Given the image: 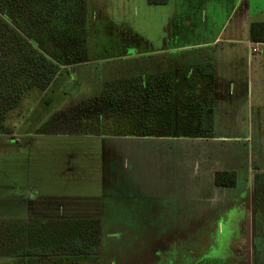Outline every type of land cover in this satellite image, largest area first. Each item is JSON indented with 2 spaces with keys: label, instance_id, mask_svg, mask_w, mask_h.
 <instances>
[{
  "label": "rangeland",
  "instance_id": "1",
  "mask_svg": "<svg viewBox=\"0 0 264 264\" xmlns=\"http://www.w3.org/2000/svg\"><path fill=\"white\" fill-rule=\"evenodd\" d=\"M242 18H264V0H169L157 5L148 0H86L84 36L92 62L70 67L45 100H39L41 108L7 120L17 138L0 133L1 233L10 236L7 225L13 219H99L118 250L130 257L139 251L165 257L183 247H211V254L232 248L239 221L248 215L245 206L256 175L264 173V124L258 123V108L244 93L247 66L238 54L231 63L225 58V37ZM238 29L235 34L242 36L243 29ZM218 35L219 45L209 47L216 77L215 134L236 140L220 145L65 132L68 126L57 113L96 96L108 81L126 74L133 59H140L137 52L186 48ZM230 77L237 85L233 95ZM32 99L28 105L34 104ZM225 145L238 155L240 174L235 187L214 191L211 171L200 181V155ZM191 147L199 155L188 152L193 157L183 156L181 162L167 154L169 149L185 154ZM218 157L213 153L215 163ZM223 166L225 162L218 164ZM243 242L244 236L237 244Z\"/></svg>",
  "mask_w": 264,
  "mask_h": 264
},
{
  "label": "trees",
  "instance_id": "2",
  "mask_svg": "<svg viewBox=\"0 0 264 264\" xmlns=\"http://www.w3.org/2000/svg\"><path fill=\"white\" fill-rule=\"evenodd\" d=\"M85 1L0 0V133L11 132L6 118L25 96L48 92L70 67L92 62L84 36ZM250 38L264 42V21L251 23ZM172 47L178 50L137 52L140 61L134 58L126 74L108 81L96 96L71 104L66 113L58 112L68 126L64 131L105 137H214L213 51L208 46ZM237 182L235 171L215 173L219 186L235 187ZM245 207L248 215L239 221L240 234L231 238L234 245L217 254L209 253L211 247H183L165 257L139 251L133 258L118 250L99 219H13L7 225L10 236L0 230V257L26 256L32 264H137L132 259L140 264H248L251 252V264H264V173L256 175ZM242 236L244 242L237 244Z\"/></svg>",
  "mask_w": 264,
  "mask_h": 264
},
{
  "label": "crops",
  "instance_id": "3",
  "mask_svg": "<svg viewBox=\"0 0 264 264\" xmlns=\"http://www.w3.org/2000/svg\"><path fill=\"white\" fill-rule=\"evenodd\" d=\"M244 17V16H243ZM256 21H264V18H257V20H251V19H246V18H242L241 21L238 23L237 29L238 31H240V29H243V34L242 36H238L235 33H237V29L234 30L231 35L226 36L225 37V58H226V62L227 63H231L232 62V58L238 54L239 56H241V62L245 63L247 66V73L246 76H244L243 78V82L245 83V96L247 97L248 103H252L253 107H257L258 111H257V117L259 118V122L260 124H264V42H257V41H253L250 38V25L253 22ZM226 25V24H225ZM220 39V35L216 36V38L213 41H205V42H201V43H195L192 44L190 46L191 47H197V46H205L207 44H209L208 47H210L211 45H213V47L215 45H219V43L221 42ZM250 42H257L260 43L259 45V52L257 53H253L251 51V47H250ZM182 49V48H179ZM178 49L176 48H164L159 50V52L154 51V52H148L147 55H151V54H160L161 52L165 53H172L174 51H176ZM154 54V55H156ZM226 63V64H227ZM228 91L231 95L234 94V92L236 91V86H235V80L232 79L231 77L228 79ZM63 86V85H62ZM55 87V85L53 86V88ZM65 87V86H64ZM52 91L49 90L48 92L45 93H37V92H32L30 94H28L27 96L24 97L23 101L21 102V104L16 107L15 109H13L9 115L6 118V125L9 126V128L11 129V132L9 133H5L8 136H11L13 138H17L16 135H18V133H16L15 131H13V126H11L12 124H10V122H8L7 120L12 117V116H22V113L25 112H30V108L31 107H35L36 109L41 105H39V100H41L42 98L45 100V98L47 97L48 93ZM33 95V102L34 104H30L28 105L27 100L30 96ZM42 99V100H43ZM41 103V102H40ZM47 103V102H46ZM51 103H48V105ZM25 105V106H24ZM30 106V107H29ZM43 106V105H42ZM43 108V107H42ZM35 109V110H36ZM43 114H45L44 117L47 116V114L45 112H43ZM216 115H217V111H216ZM24 120L21 121V123ZM25 124V122L23 123ZM217 127V124H216ZM28 128V127H27ZM28 132V131H26ZM135 138H152V139H158V140H169V141H178V140H202V141H208V142H217L218 144H224L225 141L229 140H236L235 138H232L230 136H225V137H220L217 136L215 134L214 137H210V138H191V137H135ZM20 140V139H19ZM223 141V143H221ZM177 145V144H176ZM211 146L213 147V145L211 144ZM237 146V145H236ZM240 146V145H238ZM240 148V147H237ZM188 149L185 151L184 153H181L178 151V149H169L170 153H167L168 155H170L172 157V159L174 160V158H176L177 161L181 162V158L183 156H192L193 154L195 156L196 152L195 150L191 147V148H185ZM229 146L225 145L224 148H218L216 151L212 149L208 148V152L205 154L200 155V157H202V159H200L201 163V178L200 181L204 180L203 175L210 172L211 173V178L209 179L212 183V189L215 190H221L225 189V188H232V187H225V186H219L215 183V173L217 171H222V170H227V171H235L237 173V179L239 178V170L237 167V164H239V162L237 161V154L235 153H231L230 154V150H229ZM241 150V148H240ZM194 152L192 153H188V152ZM217 153L219 155V159L216 161V163L214 162V158H213V153ZM184 154V155H183ZM165 155V152L161 153V156ZM196 155H199V153H197ZM172 160V161H173ZM225 162V166H223V168H218V164ZM229 162H234V164H236V166H230ZM167 184V182L165 183ZM4 257V261H0V264H32L31 261H29V258L24 256L25 258H22L23 256H15V257Z\"/></svg>",
  "mask_w": 264,
  "mask_h": 264
},
{
  "label": "water",
  "instance_id": "4",
  "mask_svg": "<svg viewBox=\"0 0 264 264\" xmlns=\"http://www.w3.org/2000/svg\"><path fill=\"white\" fill-rule=\"evenodd\" d=\"M247 243L248 246H251V228L249 227L248 229V234H247ZM248 264H251V252L248 253Z\"/></svg>",
  "mask_w": 264,
  "mask_h": 264
},
{
  "label": "built area",
  "instance_id": "5",
  "mask_svg": "<svg viewBox=\"0 0 264 264\" xmlns=\"http://www.w3.org/2000/svg\"><path fill=\"white\" fill-rule=\"evenodd\" d=\"M260 43L257 42H250V49L253 53H257L259 52L260 48H259Z\"/></svg>",
  "mask_w": 264,
  "mask_h": 264
}]
</instances>
